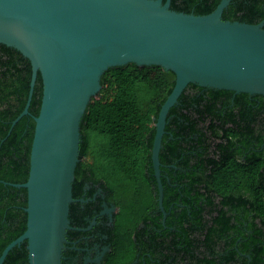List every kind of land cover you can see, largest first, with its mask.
Returning <instances> with one entry per match:
<instances>
[{"label": "trees", "instance_id": "trees-1", "mask_svg": "<svg viewBox=\"0 0 264 264\" xmlns=\"http://www.w3.org/2000/svg\"><path fill=\"white\" fill-rule=\"evenodd\" d=\"M220 2L172 0L171 9L206 16ZM223 19L260 24L264 0H232ZM32 74L29 59L0 44V257L27 229L28 192L6 183L29 179L40 75L29 115L13 129L12 123L26 107ZM175 84L176 75L160 66L106 71L81 122L73 197L93 179L119 206V248L110 264H131L141 247L150 253L147 264H264V96L186 88L170 110L160 152L163 222L152 150L156 120ZM77 208L71 205L70 220ZM28 253L25 242L4 264H29Z\"/></svg>", "mask_w": 264, "mask_h": 264}, {"label": "water", "instance_id": "water-1", "mask_svg": "<svg viewBox=\"0 0 264 264\" xmlns=\"http://www.w3.org/2000/svg\"><path fill=\"white\" fill-rule=\"evenodd\" d=\"M232 0L206 16L171 9L172 0H0V44L14 48L33 67L25 116L38 76L41 110L35 117L27 229L0 257L25 242L29 264H63L73 185L80 162L81 122L110 68L160 66L176 84L159 112L152 150L164 214L160 152L170 110L190 84L205 89L264 96V20L257 25L225 21ZM11 129V131H12Z\"/></svg>", "mask_w": 264, "mask_h": 264}, {"label": "flooded vegetation", "instance_id": "flooded-vegetation-1", "mask_svg": "<svg viewBox=\"0 0 264 264\" xmlns=\"http://www.w3.org/2000/svg\"><path fill=\"white\" fill-rule=\"evenodd\" d=\"M234 101L231 100L232 103ZM229 125L232 126L231 123ZM221 142L217 139L214 145ZM249 151L251 147L245 151L246 155ZM259 151L264 158V143ZM245 159L246 156L242 157V160ZM74 203L79 208L73 212L70 220L73 225L67 236L64 264H110L111 255L119 248L115 241L119 233V206L109 198L106 189L95 184L93 179L85 181L83 193ZM148 257L151 259L150 253L141 247L131 264H147ZM247 259L250 263L251 258L247 256Z\"/></svg>", "mask_w": 264, "mask_h": 264}]
</instances>
